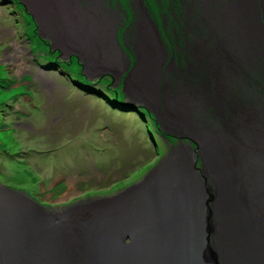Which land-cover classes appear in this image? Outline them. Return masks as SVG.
I'll return each instance as SVG.
<instances>
[{
    "label": "rangeland",
    "instance_id": "obj_1",
    "mask_svg": "<svg viewBox=\"0 0 264 264\" xmlns=\"http://www.w3.org/2000/svg\"><path fill=\"white\" fill-rule=\"evenodd\" d=\"M28 1L0 0V185L70 217L79 205L124 192L155 167L170 171L186 151L200 164L195 140L169 131L130 90L156 84L140 69L138 27L155 26L168 46L165 30L185 26L180 13L190 3L179 9L176 0H99L117 17L111 34L123 59L117 66L98 52L69 54L73 48L63 49L44 30ZM48 1L39 0L38 17L50 25L55 3Z\"/></svg>",
    "mask_w": 264,
    "mask_h": 264
},
{
    "label": "bare ground",
    "instance_id": "obj_2",
    "mask_svg": "<svg viewBox=\"0 0 264 264\" xmlns=\"http://www.w3.org/2000/svg\"><path fill=\"white\" fill-rule=\"evenodd\" d=\"M53 2L50 25L39 18V1L28 5L63 49L98 52L122 65L111 37L117 17L99 0ZM180 14L185 26L179 30L170 24L168 46L158 40L155 26L138 27L140 69L158 87L140 90L136 83L130 90L169 131L195 140L209 184L226 193L228 206L234 200L231 193L237 195L248 218L250 226L241 228L245 216L238 211V223L230 226L235 238L245 239L235 245L240 264H264V0H192ZM193 160L186 151L162 175L185 181L199 177ZM234 210L229 208L231 217Z\"/></svg>",
    "mask_w": 264,
    "mask_h": 264
},
{
    "label": "water",
    "instance_id": "obj_3",
    "mask_svg": "<svg viewBox=\"0 0 264 264\" xmlns=\"http://www.w3.org/2000/svg\"><path fill=\"white\" fill-rule=\"evenodd\" d=\"M193 163L201 176L173 180L155 167L124 192L79 205L82 213L70 217L0 185V264H240L235 245L245 239L230 226L238 211L245 216L241 228L250 226L248 218L233 193L231 217L226 193L208 183L201 160L197 168Z\"/></svg>",
    "mask_w": 264,
    "mask_h": 264
},
{
    "label": "flooded vegetation",
    "instance_id": "obj_4",
    "mask_svg": "<svg viewBox=\"0 0 264 264\" xmlns=\"http://www.w3.org/2000/svg\"><path fill=\"white\" fill-rule=\"evenodd\" d=\"M193 1H195V0H193ZM190 3V2H192V0H176V4L174 5V7H177V8H179L180 9V7L181 8H183V6H186L187 5V3ZM149 11V10H148ZM149 14H150V11H149ZM138 15V14H137ZM151 15V14H150ZM153 18V17H152ZM154 19V18H153ZM155 20V19H154ZM137 23H138V20L136 21Z\"/></svg>",
    "mask_w": 264,
    "mask_h": 264
}]
</instances>
